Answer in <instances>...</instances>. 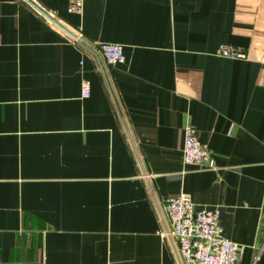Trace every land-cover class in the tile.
<instances>
[{
  "label": "crops",
  "instance_id": "obj_1",
  "mask_svg": "<svg viewBox=\"0 0 264 264\" xmlns=\"http://www.w3.org/2000/svg\"><path fill=\"white\" fill-rule=\"evenodd\" d=\"M31 1L92 48L122 47V64L101 60L165 220L187 194L219 210L239 264H264V0H85L80 16ZM186 125L214 171L183 165ZM163 234L96 57L0 0V264H177Z\"/></svg>",
  "mask_w": 264,
  "mask_h": 264
},
{
  "label": "built area",
  "instance_id": "obj_2",
  "mask_svg": "<svg viewBox=\"0 0 264 264\" xmlns=\"http://www.w3.org/2000/svg\"><path fill=\"white\" fill-rule=\"evenodd\" d=\"M85 0H68L67 12L82 15ZM96 50L107 66L124 62L122 47L115 44H96ZM217 55L231 60H245L246 55L233 47H221ZM82 96H88V83L81 84ZM182 147L184 166H195L204 171H214L215 161L210 151L198 141L195 130L186 125ZM164 211L169 234L176 241L182 264H239L244 247L223 236L220 212L217 209L197 210L189 195L180 193L165 201ZM258 260L254 258L253 264Z\"/></svg>",
  "mask_w": 264,
  "mask_h": 264
},
{
  "label": "water",
  "instance_id": "obj_3",
  "mask_svg": "<svg viewBox=\"0 0 264 264\" xmlns=\"http://www.w3.org/2000/svg\"><path fill=\"white\" fill-rule=\"evenodd\" d=\"M26 1L29 2V4H31V5H32L37 11H39V12H40L43 16H45L48 20H50L51 23H53L57 28H59L61 31H63L65 34H67L71 39H73V40H74L75 42H77L79 45H81L82 47H84L86 50L90 51V52L96 57V59L98 60V63H99V66H100V70H101V73H102V75H103V77H104L105 83H106L107 88H108V90H109V92H110V95H111V97H112V100H113L114 106H115L116 111H117V113H118V116H119V118H120L121 124H122V126H123L124 131H125V134H126V136H127V138H128L129 144H130L131 149H132V151H133V154H134V156H135L136 162H137V164H138V166H139L140 172H141L142 176L144 177L145 184H146V186H147L148 192H149V194H150V196H151L152 202H153V204H154V206H155V209H156V211H157V214H158L159 219H160V221H161V224H162V226H163L164 232H165L166 234H169V229H168V226H167L166 220H165L164 215H163V213H162V210L160 209V206H159V204H158V202H157V200H156V198H155V196H154V194H153V190H152V188H151V186H150L149 179H148V177L146 176L145 170H144L143 165H142V163H141V161H140L139 154H138V152H137V149H136V147H135V144H134V142H133V140H132V137H131V135H130L129 129H128V127H127V124H126L125 119H124V117H123V114H122V112H121L120 106H119V104H118V102H117L116 96H115V94H114V92H113V88H112L111 83H110V81H109V78H108L107 72H106V70H105V67H104V65H103V63H102V60H101V56H100V54L98 53V51H97L96 49H94V48H92L91 46H89L88 44H86L84 41H82L80 38H78V36H76L75 34H73L72 32H70L67 28H65L64 26H62V25H61L59 22H57L54 18H52V17H51L50 15H48L45 11H43L41 8H39L37 5H35L31 0H26ZM167 239H168V241H169L170 244H171V247H172V249H173V253H174V256H175V259H176L177 264H182V262H181V260H180V258H179V255H178V253H177V251H176V248H175V246H174V243H173L172 238L168 235V236H167Z\"/></svg>",
  "mask_w": 264,
  "mask_h": 264
}]
</instances>
